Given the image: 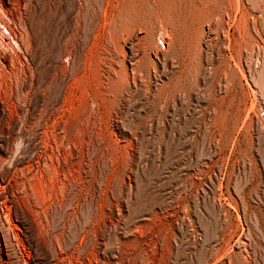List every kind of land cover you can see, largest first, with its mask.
<instances>
[{"label": "rangeland", "instance_id": "obj_1", "mask_svg": "<svg viewBox=\"0 0 264 264\" xmlns=\"http://www.w3.org/2000/svg\"><path fill=\"white\" fill-rule=\"evenodd\" d=\"M0 45V264H264V0H0Z\"/></svg>", "mask_w": 264, "mask_h": 264}, {"label": "bare ground", "instance_id": "obj_2", "mask_svg": "<svg viewBox=\"0 0 264 264\" xmlns=\"http://www.w3.org/2000/svg\"><path fill=\"white\" fill-rule=\"evenodd\" d=\"M167 35V34H166ZM2 45V44H1ZM0 45V46H1ZM3 50V49H2ZM120 80V79H119ZM125 80V79H124ZM115 84V83H114ZM120 84V83H119ZM116 86V85H115ZM127 88V87H126ZM110 91V90H109ZM61 100H62V98H61ZM64 102V101H63ZM26 103V102H25ZM93 104V103H92ZM4 105V104H3ZM57 105V104H56ZM67 105V104H66ZM6 107V106H5ZM59 107V106H58ZM62 108V107H61ZM76 108V107H75ZM87 108V107H86ZM89 108V107H88ZM68 109V108H67ZM55 110V109H54ZM5 109L2 107V105H0V112H1V117H5L6 116V113H5ZM57 111V110H56ZM60 111H61V109H60ZM64 111V110H63ZM70 111V110H69ZM86 111V110H85ZM91 111H93L94 112V110H91ZM57 113V112H56ZM48 114V113H47ZM77 114V113H76ZM80 114V113H79ZM95 114V113H94ZM66 115V114H65ZM73 118V117H72ZM74 118H75V116H74ZM47 119V118H46ZM70 120V119H69ZM81 122V121H80ZM50 125V124H49ZM76 125V124H75ZM61 126V125H60ZM64 126V125H63ZM40 127V126H39ZM46 128H45V130H44V132L45 133H39V134H35L34 135V141L33 142H35V143H32V146H33V150L35 151V156H37L38 154L40 155V147L38 148L37 147V143L36 142H41L42 141V139H43V136L44 135H47V136H50L51 137V139H52V141H53V143H54V145H55V147L57 148V146H58V142H59V140H56L55 139V134L53 133V130L52 131H49V128H48V126H45ZM71 127V126H70ZM85 127V126H84ZM66 128V127H65ZM20 129V128H19ZM43 129V128H42ZM68 129V128H67ZM67 129H66V131H67ZM71 130V129H70ZM75 130V129H74ZM73 133V132H72ZM98 133V132H97ZM79 135H80V133H79ZM81 136V135H80ZM80 136H79V139H80ZM91 136V135H90ZM99 136V135H98ZM49 137V138H50ZM70 137V136H69ZM57 138V137H56ZM9 139V138H8ZM45 139V138H44ZM59 139V138H58ZM73 140V139H72ZM58 141V142H57ZM68 141V140H67ZM82 141H84V140H82ZM81 142V141H80ZM61 143V142H60ZM76 143V142H75ZM75 143H74V146H75ZM41 144V143H40ZM44 144V143H43ZM46 145V144H45ZM70 145V144H69ZM90 145V144H89ZM59 146H60V144H59ZM62 147V146H61ZM84 147V146H83ZM51 148V147H50ZM32 150V151H33ZM46 150V149H45ZM52 150V149H51ZM33 151V152H34ZM71 151V150H70ZM53 152V151H52ZM57 152V151H56ZM6 153V152H5ZM88 153V152H87ZM54 154V153H53ZM66 154V153H65ZM70 155V154H69ZM88 155V154H87ZM43 156V155H42ZM40 157L39 156V158L42 160V165L41 166H46L45 168H47V175H48V177L47 178H45L44 176H47V175H40L41 176V180L38 178V174H36V175H32V176H28L27 175V177H29L27 180L24 178L25 176H26V173L27 172H29V171H26L25 172V175H23L24 177H22V179H20V178H18V177H21V175L20 176H16L17 177V179L16 180H18V179H20V181L19 182H21L20 183V189H21V191L24 193V194H22V196H20V198H24V197H27V198H32V199H36V202H37V199H39V202L38 203H36V204H34L33 206L37 209L38 207H39V209H40V207H42V205H43V202L44 201H46L47 199H51V198H53V197H55L57 194H58V192H62L63 190H66L67 188H72V190H73V188H74V186L75 185H78V184H76L75 183V185H74V183H73V179H76V178H72L73 176H71V174H69L70 176H71V178L70 177H67V175H68V173H67V175L65 176L64 175V173H63V175H64V177L66 178H70V180L69 179H65L64 177V180H66V181H64V182H62L61 180H60V178L58 177V170H60V169H57L54 165H52L51 163V165L52 166H48L47 165V162H48V159L46 158V156H44V157ZM53 156V155H52ZM55 156V155H54ZM79 156V155H78ZM77 156V157H78ZM1 157V156H0ZM28 157V156H27ZM38 157V156H37ZM81 157V156H80ZM79 157V158H80ZM20 158V157H19ZM17 159V160H20V159ZM23 158V157H22ZM33 158V156H30L29 157V159H28V161L29 160H31ZM52 158H54V157H52ZM58 158V157H57ZM65 158V157H64ZM86 158V157H85ZM81 159V158H80ZM24 160V159H23ZM37 161H38V159H36ZM41 160H39V161H41ZM50 160V159H49ZM60 160V159H59ZM28 161H26L27 163H28ZM32 161V160H31ZM38 161V162H39ZM51 161H52V159H51ZM79 161V160H78ZM82 161V160H81ZM14 162H16L15 160H14ZM19 162H21V160L19 161ZM18 162V163H19ZM25 162V163H26ZM58 162V161H57ZM62 162H64V161H62ZM80 162V161H79ZM24 163V162H23ZM22 163V164H23ZM15 164V163H14ZM20 164V163H19ZM37 164H39V163H37ZM56 164H58V163H56ZM64 164V163H63ZM76 164V163H75ZM77 164H78V162H77ZM91 164V163H90ZM27 165H29V164H27ZM60 165V164H59ZM59 165H57V167L59 166ZM82 165V164H81ZM30 166H32V165H30ZM39 166V165H38ZM62 166V165H61ZM68 166V165H67ZM71 166V165H70ZM83 166V165H82ZM40 167V166H39ZM43 167H42V169H43ZM60 167V166H59ZM58 167V168H59ZM75 167V166H74ZM11 168V167H10ZM13 168H14V166H13ZM12 168V169H13ZM30 168H32V167H30ZM29 168V169H30ZM67 168V167H66ZM71 168H73V167H71ZM87 168V167H86ZM26 169H28V167L26 168ZM28 169V170H29ZM41 169V168H40ZM88 169H89V167H88ZM11 170V169H10ZM13 170H15V168L13 169ZM12 170V171H13ZM32 170V169H31ZM30 170V171H31ZM44 170V169H43ZM42 170V171H43ZM69 170V169H68ZM87 170V169H86ZM90 170V169H89ZM11 171V172H12ZM42 171L41 172H39V173H42ZM67 171V170H66ZM66 171H65V174H66ZM70 172H71V170H69ZM68 171V172H69ZM85 171V170H84ZM91 171V170H90ZM43 172H45V171H43ZM60 172V171H59ZM62 172H64V170L62 171ZM8 173H10V171L6 168V170H4V169H0V178L1 179H5L6 177H7V174ZM19 173H24V172H19ZM31 174H33V173H31ZM43 174V173H42ZM45 174V173H44ZM80 175H81V173H80ZM37 176V177H36ZM82 176V175H81ZM26 177V178H27ZM74 177H75V175H74ZM78 177V176H77ZM91 177V176H90ZM24 178V179H23ZM87 178V177H86ZM30 179H32L33 180V183L31 182V180ZM90 179V178H89ZM109 181V180H108ZM18 184V182H15V184ZM102 183V182H101ZM107 182H105V184H106ZM122 183V182H121ZM16 184V186H19V185H17ZM85 184V183H84ZM88 184V183H87ZM14 185V184H13ZM16 186H11V185H9V186H7V189L5 190V195H6V199L10 202V207H11V209H12V212H13V215H14V217L19 221V223H20V227H21V230H22V233H23V235H24V238H25V240H26V242H27V245H28V247L30 248V250H32V251H30V252H33V253H35L36 255H37V253H36V250H37V252H39L38 251V248H40L39 246L41 245V243H39V240H38V234H37V237L35 236L36 235V233H37V231H35L34 230V224L35 223H33L32 222V220L30 219L31 218V215L29 216L28 214L30 213H27V210H26V206L25 205H23V203H25V202H23V203H21L22 201H24L23 199L21 200L19 197H18V190H17V187ZM100 186H102V185H100ZM113 186V185H112ZM16 187V188H15ZM77 187V186H76ZM78 188V187H77ZM76 188V190H78ZM84 188V187H83ZM101 188V187H100ZM75 190V189H74ZM73 190V191H74ZM79 190H80V188H79ZM89 191V190H88ZM91 191V190H90ZM95 191V190H94ZM106 191V190H105ZM22 192H20V194L22 193ZM76 192V191H75ZM101 192V191H100ZM74 193V192H73ZM78 193V192H77ZM85 193V192H84ZM123 193V192H122ZM79 194V193H78ZM78 195H76V197H77ZM82 196V195H81ZM111 196H112V194H111ZM57 197V196H56ZM79 197V196H78ZM18 198H19V200H21V202L18 200ZM73 198V197H72ZM85 198V197H84ZM90 198V197H89ZM108 198V197H107ZM26 199V198H25ZM31 199V200H32ZM77 199H79V198H77ZM102 199V198H101ZM62 200V199H61ZM94 200V199H93ZM104 200V199H103ZM26 201H27V199H26ZM30 201V200H29ZM49 201V200H48ZM55 201V200H54ZM57 201H58V199H57ZM109 201V200H108ZM28 202V201H27ZM92 202V201H91ZM45 203V202H44ZM82 203V202H81ZM27 204V203H26ZM32 204V203H31ZM73 204H74V202H73ZM213 204H215V203H213ZM29 205V204H28ZM61 205V204H60ZM75 205V204H74ZM89 205V204H88ZM107 205V204H106ZM216 205V204H215ZM64 206V205H63ZM72 206V205H71ZM83 206V205H82ZM29 207V209L31 210V208H30V206H28ZM27 207V208H28ZM33 207V208H34ZM69 207H70V205H69ZM90 208V207H89ZM42 209H44V208H42ZM42 209H40L41 211H42ZM68 209V208H67ZM33 210V209H32ZM32 212V211H31ZM48 212V211H47ZM35 214H36V210H35V212H34ZM33 213V214H34ZM39 213V212H38ZM75 213V212H74ZM219 213V212H218ZM31 214V213H30ZM82 216V215H81ZM33 217V216H32ZM36 217V216H35ZM222 217V216H221ZM46 218V217H45ZM221 219V218H220ZM34 221H36L35 220V218H34ZM46 221V220H45ZM105 223V222H104ZM225 223V222H224ZM37 225H38V223H37ZM36 226V225H35ZM36 229H37V226H36ZM65 229V228H64ZM138 229V228H137ZM60 230V229H59ZM82 230V229H81ZM35 231V232H34ZM62 231V230H61ZM85 232V231H84ZM130 232V231H129ZM74 241V240H73ZM79 241V240H78ZM57 244V243H56ZM71 244H73V243H71ZM91 244V243H90ZM73 246V245H72ZM85 246V245H84ZM91 246V245H90ZM43 247V246H42ZM67 247V246H66ZM74 247V246H73ZM58 248H59V246H58ZM88 248V247H87ZM41 249V248H40ZM39 249V250H40ZM69 250H70V247H69ZM68 250V251H69ZM92 250V249H91ZM55 252H57V251H55ZM59 252V251H58ZM86 252V251H85ZM41 252H39V254H40ZM87 253V252H86ZM83 254V253H82ZM34 254H32V256H33ZM41 255V254H40ZM39 255V256H40ZM57 255H58V253H57ZM60 255V254H59ZM78 255V254H77ZM80 256V255H79ZM38 257V256H37ZM35 258V256L33 257L34 258V262H35V264H45L46 262L43 260V259H46V258H44L43 257V259H41V258ZM86 257V256H85ZM54 258V257H53ZM91 260V259H90Z\"/></svg>", "mask_w": 264, "mask_h": 264}]
</instances>
